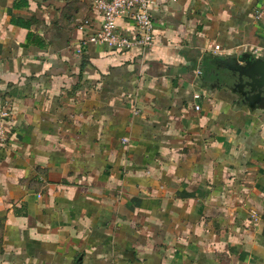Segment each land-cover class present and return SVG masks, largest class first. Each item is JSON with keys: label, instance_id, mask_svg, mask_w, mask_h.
I'll list each match as a JSON object with an SVG mask.
<instances>
[{"label": "crops", "instance_id": "1", "mask_svg": "<svg viewBox=\"0 0 264 264\" xmlns=\"http://www.w3.org/2000/svg\"><path fill=\"white\" fill-rule=\"evenodd\" d=\"M27 1L0 0V264H264V107L221 76L264 58V0H152L120 54L94 0Z\"/></svg>", "mask_w": 264, "mask_h": 264}, {"label": "built area", "instance_id": "2", "mask_svg": "<svg viewBox=\"0 0 264 264\" xmlns=\"http://www.w3.org/2000/svg\"><path fill=\"white\" fill-rule=\"evenodd\" d=\"M94 7L100 14L101 26L91 35L87 42L104 47L113 53H124L134 48L149 51L155 44L156 27L152 11V0H94ZM256 22L264 21V5L254 11ZM121 22L131 26L127 33L123 32ZM81 30H87L86 24H81ZM213 52L223 51V46L215 44ZM264 51V50H262ZM200 73V72H199ZM196 100L201 99L200 94H195ZM200 111V106L195 107ZM7 115L0 116V144L6 142L9 131L4 120ZM128 142V139H124Z\"/></svg>", "mask_w": 264, "mask_h": 264}, {"label": "water", "instance_id": "3", "mask_svg": "<svg viewBox=\"0 0 264 264\" xmlns=\"http://www.w3.org/2000/svg\"><path fill=\"white\" fill-rule=\"evenodd\" d=\"M225 65L231 73L222 74V79L232 86L241 102L264 107V58L246 62L235 59Z\"/></svg>", "mask_w": 264, "mask_h": 264}, {"label": "trees", "instance_id": "4", "mask_svg": "<svg viewBox=\"0 0 264 264\" xmlns=\"http://www.w3.org/2000/svg\"><path fill=\"white\" fill-rule=\"evenodd\" d=\"M28 6V1L27 0H15V8H22V7H27ZM14 24L21 26V27H27L28 29L31 28V26L36 22L35 19H31L28 22L20 21L18 18L13 19ZM36 37L35 35H28V38L33 39Z\"/></svg>", "mask_w": 264, "mask_h": 264}, {"label": "flooded vegetation", "instance_id": "5", "mask_svg": "<svg viewBox=\"0 0 264 264\" xmlns=\"http://www.w3.org/2000/svg\"><path fill=\"white\" fill-rule=\"evenodd\" d=\"M249 102H251V101H249Z\"/></svg>", "mask_w": 264, "mask_h": 264}]
</instances>
